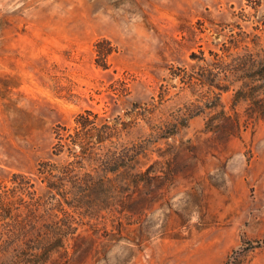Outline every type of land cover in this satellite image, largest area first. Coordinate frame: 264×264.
Here are the masks:
<instances>
[{"label": "rangeland", "instance_id": "rangeland-1", "mask_svg": "<svg viewBox=\"0 0 264 264\" xmlns=\"http://www.w3.org/2000/svg\"><path fill=\"white\" fill-rule=\"evenodd\" d=\"M99 40L114 47L106 57ZM225 47L264 54V0H0V193L53 157L55 125L86 108L131 120L127 143L156 139L149 162L167 143V157L183 154L150 203L123 191L137 206L127 217L75 213L84 237L47 264H264V121L207 130L218 90L170 75L191 68V52ZM230 96L220 93L226 110Z\"/></svg>", "mask_w": 264, "mask_h": 264}, {"label": "trees", "instance_id": "trees-1", "mask_svg": "<svg viewBox=\"0 0 264 264\" xmlns=\"http://www.w3.org/2000/svg\"><path fill=\"white\" fill-rule=\"evenodd\" d=\"M103 41H97L95 47L106 57L114 47L109 41L102 47ZM228 50H210L211 59L204 55L196 58L191 52L190 57L197 60L190 69L183 67L182 73L170 70L171 77L179 76L185 83H202L218 90L209 107L220 108L206 121V128L222 131L226 137L238 135L249 123L264 121V54ZM95 62L107 67L96 58ZM223 91L231 94L229 110L220 97ZM185 121L181 118L159 138L172 136L178 125H187ZM131 123L86 108L75 114L71 124L55 125L53 157L38 162L30 173L13 172L12 185L0 193V253L4 255L0 264H47L52 254L67 252L66 240L84 237L79 229L82 220L75 213L102 222L106 214L115 219L127 217L137 206L127 204L131 197L124 195V190L137 191L139 201L148 204L155 186H169L183 154L180 151L167 157L174 153L168 150L174 146L167 143L160 153L162 160L149 162V144L156 139L123 141V132Z\"/></svg>", "mask_w": 264, "mask_h": 264}]
</instances>
